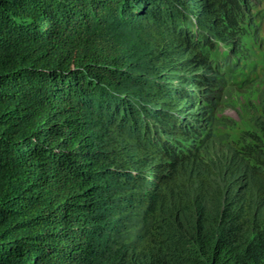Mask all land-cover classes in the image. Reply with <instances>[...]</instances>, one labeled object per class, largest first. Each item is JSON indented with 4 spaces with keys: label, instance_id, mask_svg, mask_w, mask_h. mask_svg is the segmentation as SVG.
I'll list each match as a JSON object with an SVG mask.
<instances>
[{
    "label": "trees",
    "instance_id": "trees-1",
    "mask_svg": "<svg viewBox=\"0 0 264 264\" xmlns=\"http://www.w3.org/2000/svg\"><path fill=\"white\" fill-rule=\"evenodd\" d=\"M260 1L0 0V264H264V181L225 199L177 171L232 82L216 44L261 25ZM240 153L226 169L264 168Z\"/></svg>",
    "mask_w": 264,
    "mask_h": 264
},
{
    "label": "rangeland",
    "instance_id": "rangeland-1",
    "mask_svg": "<svg viewBox=\"0 0 264 264\" xmlns=\"http://www.w3.org/2000/svg\"><path fill=\"white\" fill-rule=\"evenodd\" d=\"M259 9L264 12V0L259 2ZM122 31L123 37L130 35L124 43V54L133 64L131 70L138 75L139 80L148 73L143 68L147 65H142L139 60L134 64V58L141 57L142 51L135 44L134 32ZM244 34L246 36L237 40L239 45L228 41L216 44L220 52H236L234 60L228 66L232 82L226 83L214 94V104L208 108L211 115L207 120V138L198 147L190 163L177 167L178 178L188 182L192 191L200 188L204 178L215 190L226 184L225 199L238 195L239 192L253 193L258 183L264 181L258 173L264 171V168L251 167L249 161L243 164L245 168L239 166L232 168L233 170L226 169L227 158H241L240 161L244 162L245 156L240 152L250 151L259 162L264 163V19L261 25ZM139 89V86H131L124 88V91L134 92L135 95L132 94L131 97L140 98L148 105L164 108L163 103L158 104L160 101L150 95L139 96ZM243 145H247V148L243 149ZM138 220L137 216H133L129 224V234L133 238L139 234L136 227Z\"/></svg>",
    "mask_w": 264,
    "mask_h": 264
}]
</instances>
